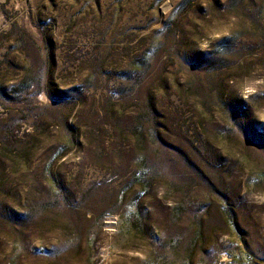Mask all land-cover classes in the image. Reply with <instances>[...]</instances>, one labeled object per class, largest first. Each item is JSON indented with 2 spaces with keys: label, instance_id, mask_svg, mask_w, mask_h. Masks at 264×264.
Here are the masks:
<instances>
[{
  "label": "rangeland",
  "instance_id": "1",
  "mask_svg": "<svg viewBox=\"0 0 264 264\" xmlns=\"http://www.w3.org/2000/svg\"><path fill=\"white\" fill-rule=\"evenodd\" d=\"M0 264H264V0H0Z\"/></svg>",
  "mask_w": 264,
  "mask_h": 264
}]
</instances>
